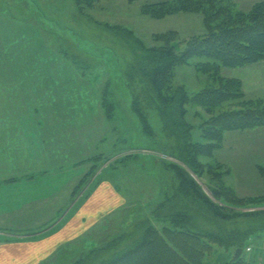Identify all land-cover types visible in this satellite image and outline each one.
Masks as SVG:
<instances>
[{
	"label": "rangeland",
	"instance_id": "rangeland-1",
	"mask_svg": "<svg viewBox=\"0 0 264 264\" xmlns=\"http://www.w3.org/2000/svg\"><path fill=\"white\" fill-rule=\"evenodd\" d=\"M31 1L33 5L28 4L26 0H0V52L7 44L12 56L15 54L21 56H18L17 64L21 63L22 66L23 63L27 68V73L43 76V80L45 75L58 69L60 74L62 71L75 73L73 66L67 64V68H63L58 63L62 59L56 57L62 56L63 52L71 55L74 50L83 59L90 57L95 65L94 68H97L100 73L105 72L104 83L95 80L93 82L81 80L80 84L87 90L81 93L78 88L69 89L61 85L62 81L56 80L58 78L56 73L54 74V82L58 89L52 85L53 90L55 93L65 95L64 101L63 98L56 96V104L61 106L59 104L64 103L66 107L62 109L66 108L64 111L68 113L61 114L60 118L66 119L69 114H76L80 111L84 115L87 114L85 116H89V120L80 125L81 143H76V139L70 136L64 139L65 142L72 139L74 146L76 144L81 150V159L74 165V174L80 169L81 175L65 207L63 218L56 226L49 228L45 234L50 238L53 235L52 232L64 225L66 237L62 243L55 245L48 255L41 257L40 264H74L77 261L79 264H103L115 252L138 244L148 226L154 225L159 229L162 226L153 214L156 213L158 205L164 201L166 190L170 194L174 191L178 193L179 183L174 172L165 164L163 165L162 158L187 166L186 153L182 149L183 140L180 135L182 132L172 127L166 114L149 101L148 93H151V89L136 70L137 56L144 52L145 47L160 45L167 40L182 51L190 41L208 33L207 10L198 8L197 10L171 12L170 8L173 3L170 2L173 0H100L83 11L78 8L74 0ZM258 1L261 0H256L249 9L240 0H234V3L238 10L247 12ZM153 9L157 11L154 13ZM166 10L169 12L165 13ZM218 21L220 20H217L216 24ZM25 28L31 29L33 39L27 43L19 42V39H23L21 32ZM10 33L13 35L11 36ZM26 33L29 35V32ZM8 39H17L16 45L13 43V48L9 46ZM23 53H29L31 60H23ZM209 60L205 56H200L191 60L189 64L178 66L173 76V85L185 87L190 95H195L208 85H212L216 79L215 74L202 71V64ZM1 67L5 69L3 73H0V88L16 91L0 93V103H8L7 100L11 99L10 103L14 102L18 107L20 103H25L24 99H26L27 103L33 107L34 119L45 117L46 115L42 113L45 106L44 99L35 98L33 85L28 86L29 92H26L25 97L22 89L26 81L19 77L16 81H9L5 74V71H8V64L0 62ZM10 68L13 71L19 70L17 66ZM232 69L233 67L223 66L220 73L230 76L235 71L233 74H241L242 78L247 76L242 70ZM120 70L123 76L121 75L119 79ZM19 71H22L21 68ZM71 75L74 78V74L69 73V76ZM62 77L67 78V75H62ZM107 79L110 82L106 84ZM77 81L80 79L78 78ZM68 90L70 92L75 90L72 94L75 98L74 96L70 98V94L65 93ZM132 92L141 98L140 101L151 122L153 132L158 137L157 147L159 149L152 147V144L148 142L137 115L131 110ZM244 94L245 99L264 102V97H259L264 95V89L260 87L250 92L248 90L250 97H247L245 91ZM80 95L84 98L82 103L77 100V97L81 99ZM30 96H35L32 101ZM51 96L49 94V97ZM112 96H116L119 105L115 111L116 118L109 120L101 103L105 101L109 104ZM235 101L237 102L234 100L229 103L232 105L236 103ZM71 104H74L75 111L69 108L72 107ZM231 105L226 108H238ZM91 107H95V110L92 111ZM12 114H14L12 118H24L29 113L17 112L19 116L15 113H0V118ZM212 115L214 113L208 112L201 105L189 104L187 120L195 125L190 137L192 142L208 141L205 136L203 137V131L205 127L212 126V121H209ZM47 117L49 118V113ZM80 131L77 133V130L75 132L73 130L72 137H77ZM99 152L104 153L102 156L105 155V158L97 159L98 164L96 163L93 170L89 172L92 165L90 159L92 161L95 158L93 155ZM113 153L115 154L111 160L103 161L108 160L109 155ZM122 157L125 160L113 163L112 170L106 173L109 162L120 161ZM199 158L207 165L206 173L203 176L195 173L193 176L210 195L212 192L210 185L218 179V181L222 180L226 188L232 190L235 198L264 196V125L224 131L219 140V146L210 155H200ZM219 164H221L218 168L220 175L216 178L214 168L216 169ZM69 169H72V166ZM81 180L83 182L79 185ZM106 183L111 185L110 188L114 190L119 200H116V203L108 202V208L98 206L95 216L86 214L84 222L81 223L83 228L73 237V225L78 223V219L74 218V213L84 208L93 191ZM95 186L96 188L92 191ZM176 195L177 198H173L166 209H160L162 216L168 215L173 209H182L189 219L196 216L199 229L202 230L217 229L220 226L229 229L236 228V226L245 228L248 224V219L244 217L231 220L215 218L203 207L197 209L178 199L179 195ZM107 198H110L108 194ZM220 203L224 204V202ZM224 206L229 213L264 210V205L229 202ZM260 237L261 239L252 240L248 244L253 248L250 256L258 255L259 251L264 249V234ZM224 253V248L215 246L214 252L206 256L205 264H224L232 257L224 259Z\"/></svg>",
	"mask_w": 264,
	"mask_h": 264
},
{
	"label": "trees",
	"instance_id": "trees-1",
	"mask_svg": "<svg viewBox=\"0 0 264 264\" xmlns=\"http://www.w3.org/2000/svg\"><path fill=\"white\" fill-rule=\"evenodd\" d=\"M74 1L78 8L83 11L86 7H91L100 0ZM26 2L30 5L34 4L31 0H26ZM170 3H173L172 9L170 8L171 12L205 8L207 10L206 22L209 26L208 33L190 41L182 51H179L170 40L160 45L145 47L144 52L137 56L135 67L150 86L151 93H148V98L151 104H154L158 110L166 114L172 127L182 132L180 134L183 140L182 149L186 153L185 162L187 166L162 158L163 165L165 164L168 169L174 172L179 182L178 193L174 191L170 194L166 190L164 201L158 205L156 213L153 214L162 226L160 229L154 225L148 226L138 244L115 252L103 264H205L206 256L214 252L215 246L224 248L225 253L226 251L231 252V259L224 264H256L257 260L250 258L247 247L251 243L250 241L259 240L261 239L260 236L264 234V210L229 213L224 204L231 202L242 203L243 205H264V196H252L245 199L235 198L232 190L226 188L222 180L218 181V179L210 185L212 191L210 195L193 174L203 176L206 173L207 165L199 157L200 155H210L219 146V140L224 131L264 125V102L262 100L245 99L242 79L224 76L220 73L223 66L241 67L264 60V0L255 3L252 9L247 12L238 10L234 0H173ZM153 11L155 13L157 9H153ZM217 20L220 21L216 24ZM26 32H29V35ZM21 34L23 39H19V42L27 43L33 39L32 31L29 28H25ZM16 40H9V46L13 48V43L16 45ZM7 47L6 44L0 52V62L8 64V70L11 69L10 67L21 66V63L4 62L5 57H12L11 50ZM23 54V60H31L28 56L29 53ZM62 54L61 59L75 68V73L81 78L80 80L84 82L95 80L104 83L103 75L105 72L100 73L97 68H94L95 65L90 57L86 58L87 60L83 59L76 50L71 55L66 52ZM200 56L210 59L202 64V71L213 72L216 79H213L214 83L208 85L201 92L190 95L185 87L173 85V76L178 66L189 64L191 60ZM21 68L23 72H28L23 63ZM4 69L5 67H1L0 71ZM121 75L122 71L120 70L118 73L119 79ZM106 81V84L110 82L109 79ZM48 86L51 87V84L48 83ZM66 86L69 89L74 88L72 83H68ZM78 86H80L78 87L79 93L87 91L82 84ZM50 91L55 94L52 95L51 103L56 107L55 96L61 98V94L55 93L52 88H50ZM74 91L70 92L68 90L65 93L70 94V98H72ZM80 96L81 99L77 97V100L82 103L84 98L82 95ZM116 96L118 98L117 94ZM116 96L111 97L109 104L105 101L101 103L109 120L116 118L115 111L119 105ZM94 98H96L95 95ZM140 99L139 95L132 92L131 110L137 115L148 142L152 144V147H157L159 145L158 137L153 132V127ZM234 100H237V102L235 101L236 103H232V105L238 108H226L231 105L229 102ZM190 103L201 105L208 112L214 113L209 120L212 121V126L205 127L203 131V137L205 136L207 142L194 143L190 140L192 130L195 127L193 123L187 120ZM91 109L93 108L91 107ZM34 111L36 112V109ZM39 111H41L40 108ZM53 112L55 117L64 113L57 110ZM43 113L47 115V113L50 114V111H44ZM13 115H7L5 118H12ZM102 154L104 153L94 154L95 158L92 161L90 159L92 165L89 172L96 166L97 159L105 158V155L102 156ZM114 154L109 155L108 160L103 161L108 162ZM124 160V157H122L120 161L112 160L109 162L106 173L112 170L113 163ZM212 167H209V169H213ZM220 167L221 164L218 167L216 166V169L214 168L216 178L220 175V171H218ZM83 180L79 182V185ZM176 194L179 195L178 199L195 206L197 209L203 207L208 214L215 218L231 220L244 217V219H248V224L245 228L236 226V228L229 229L220 226L217 229L202 230L199 229L196 216L194 215L192 219H189L182 209H173L168 215L162 216V210L160 209H166L171 200L177 198ZM220 202H224V204ZM238 248H242L243 252L240 257L235 259V252ZM74 264H79V261Z\"/></svg>",
	"mask_w": 264,
	"mask_h": 264
},
{
	"label": "crops",
	"instance_id": "crops-1",
	"mask_svg": "<svg viewBox=\"0 0 264 264\" xmlns=\"http://www.w3.org/2000/svg\"><path fill=\"white\" fill-rule=\"evenodd\" d=\"M240 1L249 9L256 0ZM10 35L9 39L13 34ZM12 57H5L4 62L17 64L19 57L16 54ZM56 57L62 58L61 55ZM63 61L65 62L62 59L58 63L63 68H67L68 63ZM17 67L20 70L21 66L17 65ZM19 70L5 71L6 78L9 81H16L19 77L26 81L22 89V94L25 97L26 92H29L28 86L33 85L36 95L33 97L39 100L44 99L43 112L50 111V114L49 118L44 114L45 117L34 119L33 107L27 103L26 99H24L25 103H20L18 107L14 102L10 103L11 99L7 100L8 103H0V113H15L17 116H19L17 112L29 113L24 118H0V264H40L41 257L48 255L49 251L55 245L62 243L66 237L64 225L52 232L53 235L50 238L45 234L49 228L56 226L63 218L74 186L80 180V169H76L78 172L74 174V165L81 159L82 154L79 146L76 144L74 146L72 139H76V143L82 142L79 128L82 122L89 120V116L86 117L87 114L85 116L79 111L76 114H69L66 119L60 118V116L51 118L55 117L53 111L66 112L64 111L66 108L62 109V107H66L64 103L54 107L51 103L52 99L49 97V94L55 95L50 91L52 85L58 89L54 82V74L57 75L58 79L56 80L62 81L61 85L69 88L66 84L72 83L74 88H78L81 80L77 81L79 77L76 73L62 71L60 74L58 69L48 73L47 76L45 75L43 80V76ZM232 70H242L247 74V76H243L244 79L241 74H233L235 71L230 74L232 77L242 79L247 97H250L248 90L250 92L258 87L264 89V60L246 66L233 67ZM69 73L74 74V78L73 75L69 76ZM62 75H67V78ZM48 83L51 84V87L48 86ZM12 90L0 88V93ZM33 97H31V101ZM63 97L61 94V99ZM259 97H264V95ZM73 105L71 104L72 107L69 108L75 111ZM94 110L95 107L92 111ZM73 130L74 132L77 130V133L80 131V134L77 137H72ZM67 136L72 138L71 141L65 142L64 139ZM71 166L72 169H69ZM110 187L111 185L107 183L100 185L87 199L86 206L74 213V218L78 219V223L73 225L74 228L72 227L73 237L79 234L83 228L81 223L84 222L86 214L95 216L98 206L108 208V202L116 203V200H119ZM11 239L14 241H10ZM224 254V259L231 256L230 251H226ZM250 258L257 260L256 263L264 264L262 251H259L258 255H251Z\"/></svg>",
	"mask_w": 264,
	"mask_h": 264
},
{
	"label": "water",
	"instance_id": "water-1",
	"mask_svg": "<svg viewBox=\"0 0 264 264\" xmlns=\"http://www.w3.org/2000/svg\"><path fill=\"white\" fill-rule=\"evenodd\" d=\"M242 252H243V249H242V248H238V249L236 250V252H235V256H234V258L237 259L238 257H240L241 254H242Z\"/></svg>",
	"mask_w": 264,
	"mask_h": 264
},
{
	"label": "built area",
	"instance_id": "built-area-1",
	"mask_svg": "<svg viewBox=\"0 0 264 264\" xmlns=\"http://www.w3.org/2000/svg\"><path fill=\"white\" fill-rule=\"evenodd\" d=\"M252 251H253L252 246H248V247H247V252L250 253V252H252ZM261 251H262V254L264 255V249H262ZM256 264H259V263H256Z\"/></svg>",
	"mask_w": 264,
	"mask_h": 264
}]
</instances>
